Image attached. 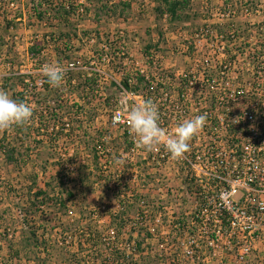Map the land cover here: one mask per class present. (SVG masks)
Returning a JSON list of instances; mask_svg holds the SVG:
<instances>
[{"label":"rangeland","instance_id":"rangeland-1","mask_svg":"<svg viewBox=\"0 0 264 264\" xmlns=\"http://www.w3.org/2000/svg\"><path fill=\"white\" fill-rule=\"evenodd\" d=\"M38 1L0 0V90L11 97L22 91L34 107L18 139L12 127L0 130V264H155L157 240L146 239L143 225L133 223L136 204L125 197L117 201L112 193L119 189L110 175L121 165L117 159L123 161L126 139L110 125L111 109L114 100L129 108L140 101L118 82L139 72L148 49L164 52L183 44L210 9L237 8L236 17L223 22L244 25L264 17L244 18L240 9L264 0H185L175 17L161 0H70L67 23L56 17L58 6L69 10L66 0H41L47 13L40 21ZM33 46L39 48L35 54ZM50 64L66 69L59 88L41 71ZM102 136L113 157L109 173L95 155ZM2 145L15 148L18 163H6ZM140 193L172 198L157 187ZM110 226L115 239L96 246V232L107 236ZM141 250L154 256L142 257Z\"/></svg>","mask_w":264,"mask_h":264},{"label":"built area","instance_id":"built-area-1","mask_svg":"<svg viewBox=\"0 0 264 264\" xmlns=\"http://www.w3.org/2000/svg\"><path fill=\"white\" fill-rule=\"evenodd\" d=\"M239 12L264 17V4ZM237 13L229 5L210 9L183 44L142 54L127 90L118 82L140 99L132 106L153 101L169 132L206 116L189 150L174 159L164 147L151 152L140 147L126 120L130 108L114 100L109 123L122 130L126 150L119 156L125 168L119 163L110 176L118 180L113 187L120 198L137 206L133 223L143 225L146 239L157 240L155 264H264V18L244 25L223 22ZM104 139L94 147L99 168L109 173L113 157ZM154 187L172 198L138 194ZM106 235L103 240L116 237L113 228Z\"/></svg>","mask_w":264,"mask_h":264},{"label":"clouds","instance_id":"clouds-1","mask_svg":"<svg viewBox=\"0 0 264 264\" xmlns=\"http://www.w3.org/2000/svg\"><path fill=\"white\" fill-rule=\"evenodd\" d=\"M41 71L52 87L62 86L66 73L62 65H45ZM33 112V106L18 102L6 91L0 90V130L29 123ZM126 120L140 147L149 152L164 147L172 158L179 159L189 150V141L204 127L206 116L201 114L178 123L174 131L169 132L161 126L158 106L151 100H145L128 110ZM116 162L123 163L119 159Z\"/></svg>","mask_w":264,"mask_h":264},{"label":"trees","instance_id":"trees-1","mask_svg":"<svg viewBox=\"0 0 264 264\" xmlns=\"http://www.w3.org/2000/svg\"><path fill=\"white\" fill-rule=\"evenodd\" d=\"M32 1H35V0H32ZM66 1H67V4H68L66 6H68L69 10H65V8L63 6H58V9H62L61 10L62 12L59 11V12H57L58 14L56 15V17L59 19V21L64 20L65 23H67V21H66L67 17L72 13V11H70V8L72 7L71 6V3L72 2L70 0H66ZM161 1L165 5V10L168 11V13H169V15L171 17L177 16L178 15V9H179V7L182 4H185L186 3L185 0H161ZM43 4L44 3H42V1L39 0L37 2V5L34 8V12H36V15L35 16H36V18H37L38 21L42 20L45 17L46 13H47V10H45V9H43L41 7ZM7 23H8V26L11 27L12 21H8ZM60 35H66V37L68 39H70L69 38V34H67V33L66 34H62L61 33ZM37 51H39V48H37V46H33V47L30 48V53L31 54H35V52H37ZM128 78H129L128 76H125L120 81L121 85L126 90L128 89ZM136 79H137V82L141 84V78L140 77H137ZM24 96H25V94L22 91H17V92H14L12 94L13 99L17 100L18 102H24L25 101ZM21 127L22 126H13L12 127V129L15 131V133H14L15 136L13 137L14 140H15V138L18 139L17 138V136H18L17 134L18 133L23 132V130H22ZM5 134L6 133L4 132L2 139H5ZM1 149H2V151L4 153V159H5L6 163H9V164H11V163H14V164L18 163V160L19 159L17 157H18L19 154L15 152V148H12V147L8 148L5 145H2L1 146ZM94 149H95V147H94ZM95 155H96V150H95ZM79 179H80V176L78 177V180ZM59 184L60 185H64V182L62 181V179H59ZM123 192L125 193L126 191H123ZM40 193H42V192H38L37 194H40ZM61 193L62 192H60V194ZM66 193H67L68 196H71L72 195V193L70 191H67ZM112 193H113V196L116 198V200L117 201H120L121 191H115V190H113ZM123 196L125 197V195H123ZM50 199L53 200L52 198H50ZM54 200H56V199H54ZM122 207H124V206H122ZM112 219H115V218H112ZM112 221L113 220H111V222ZM111 227L112 226L108 227V230ZM31 235L34 236L35 234H31ZM101 239H102V233L99 232V231L96 232V236H95V240H94V243H96V246H99V244H97V242L100 243L99 241Z\"/></svg>","mask_w":264,"mask_h":264}]
</instances>
